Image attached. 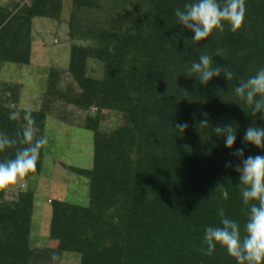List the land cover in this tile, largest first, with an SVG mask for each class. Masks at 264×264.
I'll return each mask as SVG.
<instances>
[{
	"label": "trees",
	"instance_id": "16d2710c",
	"mask_svg": "<svg viewBox=\"0 0 264 264\" xmlns=\"http://www.w3.org/2000/svg\"><path fill=\"white\" fill-rule=\"evenodd\" d=\"M188 2L70 0L66 20L64 0L0 3V72L4 65L31 67L36 19L65 24L70 43L67 66L45 70L36 109L19 108L23 84L0 83V133L17 141L0 152V162L27 146L29 112L34 139L44 138L48 118L68 123L76 113L83 114L79 128L92 135V167L67 168L85 180L87 202L51 198L47 230L56 237H46V246H36L32 234L33 185L43 171L45 145L36 172L23 179L32 185L11 201L0 189V264H62L66 256L78 264H236L219 246L211 256L200 249L206 248L204 229L219 225V207L243 226L247 207L234 153L253 120L264 122L250 116L223 76L204 87L188 69L201 54L240 80L264 66V0H246L238 31L226 27L198 44L176 25L174 10ZM106 118L115 121L109 131ZM204 119L210 128L200 126ZM177 123L188 127L177 133ZM224 124L238 129L231 150L211 130ZM261 154L245 148V158Z\"/></svg>",
	"mask_w": 264,
	"mask_h": 264
},
{
	"label": "clouds",
	"instance_id": "9594fccd",
	"mask_svg": "<svg viewBox=\"0 0 264 264\" xmlns=\"http://www.w3.org/2000/svg\"><path fill=\"white\" fill-rule=\"evenodd\" d=\"M246 0H190L183 8H176L174 15L176 25L190 31L191 41L198 44L213 34H222L227 27L231 32L238 31L244 22ZM207 47V44L205 45ZM216 56L221 55L218 49ZM189 76L194 77L201 86H208L213 78L223 76L231 84L235 96L248 108L251 117H257L264 122V66L257 69L247 80L237 78L228 66L220 67L214 64L213 56L201 54L198 59L190 61ZM234 82V83H233ZM207 116V114H205ZM24 119L29 127L23 132L26 147L18 150L14 158L0 162V189L16 186L30 173H35L41 148L47 143L45 138L34 139L35 120L31 113H26ZM202 128H210L207 119L201 121ZM186 123H177L175 132L183 133ZM212 132L223 139L224 147L231 150L237 140V126L224 124L211 128ZM17 143L8 135L0 133V152L11 148ZM243 145L234 153L240 161L234 170L238 173L242 203L247 207L246 219L241 224L229 218L223 207H219L218 226H208L204 229L203 244L200 251L211 256L217 246L224 249L236 264H264V154L249 155L245 158L247 145L255 147L264 153V125L257 126L256 121L249 126L243 137ZM226 167L232 164L226 163ZM221 198L227 200L229 192L225 189Z\"/></svg>",
	"mask_w": 264,
	"mask_h": 264
},
{
	"label": "rangeland",
	"instance_id": "374dc122",
	"mask_svg": "<svg viewBox=\"0 0 264 264\" xmlns=\"http://www.w3.org/2000/svg\"><path fill=\"white\" fill-rule=\"evenodd\" d=\"M5 0H0V3ZM70 0H64L63 20H66ZM34 42L31 67L20 69L14 65H4L0 72V83L19 82L24 88L19 108L34 110L39 105V98L45 87V70L49 67L65 68L68 63L70 43L67 40L65 24H56L44 19L33 21ZM73 112L72 109H67ZM80 114V113H79ZM70 115L68 123L48 118L44 131L46 158L40 177L33 187L36 191L35 212L33 219V240L36 246H46L45 238H54L56 233L49 232L50 201L59 199L71 204L84 205L87 202L85 180L69 173L68 167L90 169L92 167V135L79 128L83 114ZM104 130L113 128V118H106ZM30 184L21 180L16 186L7 188L5 200H14L19 190L24 191ZM32 187V188H33ZM62 264H78V258L66 256Z\"/></svg>",
	"mask_w": 264,
	"mask_h": 264
}]
</instances>
